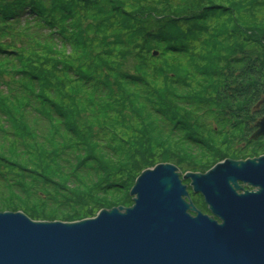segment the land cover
I'll return each instance as SVG.
<instances>
[{
    "label": "trees",
    "instance_id": "1",
    "mask_svg": "<svg viewBox=\"0 0 264 264\" xmlns=\"http://www.w3.org/2000/svg\"><path fill=\"white\" fill-rule=\"evenodd\" d=\"M262 115L264 0H0V212L130 206L158 163L264 154Z\"/></svg>",
    "mask_w": 264,
    "mask_h": 264
},
{
    "label": "water",
    "instance_id": "2",
    "mask_svg": "<svg viewBox=\"0 0 264 264\" xmlns=\"http://www.w3.org/2000/svg\"><path fill=\"white\" fill-rule=\"evenodd\" d=\"M262 136L264 116L252 139ZM130 196L131 206L71 222L0 212V264H264V154L184 174L159 163L137 176Z\"/></svg>",
    "mask_w": 264,
    "mask_h": 264
},
{
    "label": "rangeland",
    "instance_id": "3",
    "mask_svg": "<svg viewBox=\"0 0 264 264\" xmlns=\"http://www.w3.org/2000/svg\"><path fill=\"white\" fill-rule=\"evenodd\" d=\"M15 64L14 63H9V64H6L5 65V68H10L11 66H14ZM261 155V154H260ZM180 168V167H179ZM182 171V170H181ZM188 171H190V170H188ZM182 172H184V171H182ZM185 172H187V171H185ZM137 178V177H136ZM190 182L189 181H187L186 182V184H189ZM133 186V185H132ZM132 188V187H131ZM131 190V189H130ZM190 193H191V198H192V200L195 202V203H197V205L198 204H202L201 202H204L203 201V198L202 197H197V196H194L193 195V193H192V191H190ZM129 194H130V191H129ZM131 206V205H130ZM199 206V205H198ZM200 207V206H199Z\"/></svg>",
    "mask_w": 264,
    "mask_h": 264
},
{
    "label": "flooded vegetation",
    "instance_id": "4",
    "mask_svg": "<svg viewBox=\"0 0 264 264\" xmlns=\"http://www.w3.org/2000/svg\"><path fill=\"white\" fill-rule=\"evenodd\" d=\"M197 197H199V196H197Z\"/></svg>",
    "mask_w": 264,
    "mask_h": 264
}]
</instances>
